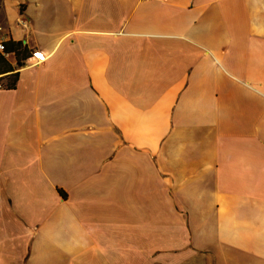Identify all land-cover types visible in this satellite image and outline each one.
<instances>
[{"label": "crops", "instance_id": "obj_1", "mask_svg": "<svg viewBox=\"0 0 264 264\" xmlns=\"http://www.w3.org/2000/svg\"><path fill=\"white\" fill-rule=\"evenodd\" d=\"M0 13V264H264V0Z\"/></svg>", "mask_w": 264, "mask_h": 264}, {"label": "trees", "instance_id": "obj_2", "mask_svg": "<svg viewBox=\"0 0 264 264\" xmlns=\"http://www.w3.org/2000/svg\"><path fill=\"white\" fill-rule=\"evenodd\" d=\"M3 54H12L16 59V64L19 69L23 68L30 57V52L23 46L22 43H13L7 41L4 45ZM7 79L6 87L13 90L16 86L18 76L17 74L10 75Z\"/></svg>", "mask_w": 264, "mask_h": 264}, {"label": "built area", "instance_id": "obj_3", "mask_svg": "<svg viewBox=\"0 0 264 264\" xmlns=\"http://www.w3.org/2000/svg\"><path fill=\"white\" fill-rule=\"evenodd\" d=\"M19 24L24 28L28 29V23L25 20H20ZM1 30V29H0ZM7 42V36L5 34H2L0 36V53H3L4 51V45ZM47 59L46 55L43 54L42 52H33L31 53V56L29 57V61H35V63L41 64L45 62ZM3 86L0 84V89H2Z\"/></svg>", "mask_w": 264, "mask_h": 264}, {"label": "rangeland", "instance_id": "obj_4", "mask_svg": "<svg viewBox=\"0 0 264 264\" xmlns=\"http://www.w3.org/2000/svg\"><path fill=\"white\" fill-rule=\"evenodd\" d=\"M0 2H1V0H0ZM1 14V13H0ZM0 36L2 35V34H4V32H3V30H2V24L0 23Z\"/></svg>", "mask_w": 264, "mask_h": 264}]
</instances>
